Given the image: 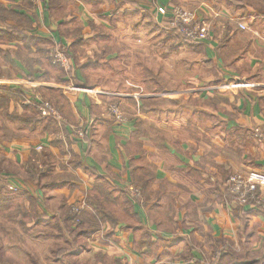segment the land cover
<instances>
[{"label":"crops","instance_id":"obj_1","mask_svg":"<svg viewBox=\"0 0 264 264\" xmlns=\"http://www.w3.org/2000/svg\"><path fill=\"white\" fill-rule=\"evenodd\" d=\"M0 3L29 22L25 30L13 20L0 24V114L8 132L0 121L1 165L24 166L40 146L47 162L60 157L74 169V189L53 185L46 196L68 205L94 197L91 209L109 215L99 233L80 241L84 264H214L219 252L221 264L225 255L264 264V188L259 203L239 206L225 185L234 173L264 174V15L236 0ZM176 6L193 11L208 38L171 45L177 91H150L149 69H130L139 50L130 41L145 35V65L150 39L157 40L154 47L161 42ZM55 45L71 58L72 78L46 57ZM14 92L34 93L59 110L72 154L57 140L56 121L40 118ZM158 101L177 108L149 106ZM112 103L120 105L124 123L108 114ZM76 128L85 129L83 138ZM13 183L22 186L19 179ZM133 185L142 188L140 201L129 195ZM79 193L86 196L76 198Z\"/></svg>","mask_w":264,"mask_h":264},{"label":"rangeland","instance_id":"obj_2","mask_svg":"<svg viewBox=\"0 0 264 264\" xmlns=\"http://www.w3.org/2000/svg\"><path fill=\"white\" fill-rule=\"evenodd\" d=\"M236 1L243 3L245 6L250 8L253 12L251 14H264V0ZM143 36L145 37L144 34H135L134 38L130 41L133 43V45H135L136 48L139 49L134 51V53L137 54V65L136 67L130 66V69L138 70L139 73L142 71L143 66L149 69V77L152 79V81L149 83L150 91L157 90V92H159L162 91V89L167 92L177 91V51L171 52L169 49L171 45L177 43V40H187L177 35L175 31L170 30L167 23L165 33L159 40L161 42H159L158 45H155L154 47L153 43L157 40H154V38L150 39L149 43L151 44V50L149 54V60L144 61L145 65H141V44L143 41L148 42V40L144 39ZM158 51L160 55L163 54V57L159 60H156L153 58V56L157 54ZM46 57L50 62L49 51ZM7 65L6 71L9 72L12 70V68L8 63ZM65 76L70 78L67 75ZM105 84L110 86L109 82H106ZM128 84L134 85L135 90H140V85H142V83L138 81H130ZM143 84L145 85L146 83ZM142 89L145 90V87ZM13 94L21 102L25 101L24 96L27 97L29 95L27 92H25V94L23 93V95L17 92H14ZM32 95L36 94L33 93ZM39 99L43 102L49 103L53 109L59 112V110L50 101L43 99L41 96ZM116 105L118 106L120 114L125 119V116L120 109V105L118 103H116ZM149 106L155 108L176 106L177 108V103L174 104L173 102L165 103V101H158L149 104ZM110 117L113 118V115H110ZM2 118L3 116L0 114V121H2ZM3 123L4 122L2 121V133L5 132V136H7L8 132L3 131L6 127ZM19 125H21V123H19ZM64 127H66L65 123L62 124V128L58 124H56L55 128H53L58 132L57 134L59 135V138H57V140L65 143L63 152L65 149H68V154H72V147H70V145L66 146V143L68 142L63 138V135H61V132L62 134L65 133ZM73 132L75 134L74 130ZM10 134L11 133L9 132V136L12 137ZM36 148L33 152H31V157L24 166L9 167L7 164L1 165L0 161V264H84L83 261L85 260H83V257L86 254L83 252L84 250L82 251L83 253L81 252L82 254L80 253L81 255H72L71 253L75 254L76 249L69 244L71 243L70 240L72 239L68 237L64 238L65 236L63 234L68 233V224H66L67 216L69 214H75L76 216L80 217L82 216V212L85 211L94 216L93 218H95L94 220H96L98 228L103 221V216L98 215L96 210L91 209L89 206L91 202L87 200H85L86 203L70 202L68 205L65 199L61 202L60 197L58 199L53 198V200L49 198L52 194L46 196V191L53 185H61L74 189L72 181H75L76 183L77 179L74 178V169H66L64 164L65 162L61 161L60 157L57 159L52 158L47 162L45 157L48 155L44 154L43 149L40 148V150L37 151ZM51 160L52 163L49 164ZM29 162L35 165L38 171L41 172H46L45 165L48 164L47 167H49V170L51 171H48L47 173L50 174L42 176L39 178V180H37L34 177V174L30 172V168H28ZM53 165L57 166V172H55L54 167H52ZM16 179L22 181L21 187H18L13 183ZM133 186L134 191L136 192L135 194L138 195L134 197V200L140 201L142 199L141 191L135 185ZM9 187H14L16 190L11 191ZM28 190H32V192L29 193ZM81 195L82 197L86 196L83 195V193H79L75 197L77 198V196L80 197ZM20 212L23 214L18 215ZM12 218H14V220H10ZM81 218L82 217H80V220ZM78 224H80V221L79 219H76L75 224L72 225V228L76 229L74 230L75 234L81 233V229L76 228V225ZM28 226L29 228H27ZM98 228L91 234V236L99 233ZM71 234L74 235L73 233ZM83 238L84 237L77 238L79 243L75 244L74 246L82 248L79 246V244L84 246L82 243H80ZM226 261L227 264H252L250 263V260H247V263H242V260L238 262L237 258L235 257H232L228 260L226 259ZM102 263L105 264L107 262L102 261Z\"/></svg>","mask_w":264,"mask_h":264},{"label":"built area","instance_id":"obj_3","mask_svg":"<svg viewBox=\"0 0 264 264\" xmlns=\"http://www.w3.org/2000/svg\"><path fill=\"white\" fill-rule=\"evenodd\" d=\"M48 0H31L34 5L44 4ZM157 13L159 15H166V9L158 8ZM170 30L185 40L193 43L203 42L208 38V28L206 25L195 19V14L189 10L182 9L180 7H174L170 12V20L168 22ZM241 30H245L246 27L242 24L238 25ZM49 58L51 65L59 68L65 75L70 77V72L73 69L72 60L64 53L62 47L55 45L49 51ZM23 95V94H22ZM24 100L29 105H34L39 115L42 118L54 119L59 126H62L64 120L59 112L47 103L39 99L37 95L24 96ZM108 114L113 115V119L117 123H124L125 119L119 112L118 106L112 104L108 108ZM75 135L78 138H83L86 134L85 129H74ZM37 151L40 147H37ZM226 193L230 201L233 204L239 206L248 205L250 202L259 203L257 199V192L260 188H264V174L257 172L248 173H234L230 175L226 182ZM11 191H15L16 188L9 187ZM134 187L130 188L129 195L134 198L138 196L135 194Z\"/></svg>","mask_w":264,"mask_h":264},{"label":"trees","instance_id":"obj_4","mask_svg":"<svg viewBox=\"0 0 264 264\" xmlns=\"http://www.w3.org/2000/svg\"><path fill=\"white\" fill-rule=\"evenodd\" d=\"M262 15H264V14H262ZM8 20L15 21L16 24L19 25L20 27H22L23 30L28 29L29 22H28V20H27L26 17H23V16L18 15V14L16 15V13H14L11 9L5 7L2 3H0V24L5 23ZM9 32H11V34H14V30L13 29L10 30ZM21 36H23V34H21ZM63 51L66 54L67 51L66 50H63ZM73 72L74 71L72 69V71L70 72V77L71 78L73 77ZM37 115L40 117L38 111H37ZM10 118H13V117H10ZM40 118H42V117H40ZM43 119H45V118H43ZM47 119H50V118H47ZM50 120H52V119H50ZM46 157H45V159L47 160L48 159V156H46ZM48 161H50V160H48ZM45 166H46L45 167V171L46 172H41V171H38L37 167L35 165L31 164V162L28 163V168H30V170H31L30 172H32L34 174V177L37 180H39L40 177L47 175L48 174L47 173L48 171H51V170H49L50 168L47 167L48 164H46ZM135 186L140 191L142 190L141 186H138V185H135ZM141 195H142V191H141ZM88 201L91 202V205L92 204L94 205V203H95L94 197L92 199H89ZM95 210L97 211V214L98 215L103 216L102 217L103 220H104L105 217L108 216L107 214L106 215H103V212L104 211L101 210L100 207H95ZM21 214H23V213L20 212L18 215H21ZM80 217H82L81 220H80ZM80 217L79 216H76L75 214H71V215L69 214L67 216V219H66V224H68L67 225L68 226V233L67 234H63L65 236L64 238H67L68 237V238L72 239V240H70L71 243H69V244L76 248L75 249V254L74 253H71L72 255H75V256L76 255H79L85 249V247L82 246V245H80V244H79V246H81L82 248L74 246L75 244H78L79 243L78 240H77V238H79V237H88L93 232H95L97 230V228H98V224H97L96 220H94L95 218H93L94 216L91 215L90 213H87V212L83 211L82 212V216H80ZM14 218H12L10 220H14ZM76 219H79V221H80V224L76 225L77 226L76 228L77 229H81V231H80L81 233H76L75 234L74 233V230H76V229H73L72 228V225L75 224ZM111 222H113V221H111ZM86 224L88 225V227H87ZM27 228H29V226ZM70 232L73 233L74 235H72ZM225 254H227V252H225ZM225 256H226L227 260L230 259V255L229 256L228 255H225ZM221 257H222V259L224 258V253L219 252L218 253L217 260L215 259L216 261L214 262V264H221V262H222Z\"/></svg>","mask_w":264,"mask_h":264}]
</instances>
